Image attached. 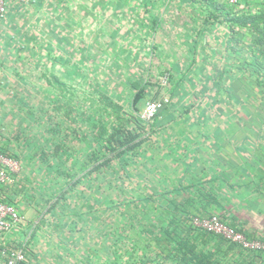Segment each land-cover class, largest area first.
<instances>
[{"label": "rangeland", "instance_id": "obj_1", "mask_svg": "<svg viewBox=\"0 0 264 264\" xmlns=\"http://www.w3.org/2000/svg\"><path fill=\"white\" fill-rule=\"evenodd\" d=\"M217 1L245 13L264 9V0ZM6 5L0 21V149L17 157L11 197L27 214L36 251L43 257L47 250L68 253V264L169 260L159 233L178 229L181 211L174 173L160 162L159 149L173 122L201 98L183 96L173 108L170 88H207L203 95L218 100L203 107L214 106L215 115L229 94L227 76L236 77L230 84L264 88L257 80L264 81V71L256 68L254 35L236 28L239 42L226 48L228 30L213 22L223 12L213 13L204 0ZM134 86L143 89L136 105ZM163 95L169 105L143 123L145 102ZM110 138L121 156L109 150Z\"/></svg>", "mask_w": 264, "mask_h": 264}, {"label": "crops", "instance_id": "obj_2", "mask_svg": "<svg viewBox=\"0 0 264 264\" xmlns=\"http://www.w3.org/2000/svg\"><path fill=\"white\" fill-rule=\"evenodd\" d=\"M227 39L224 36L226 47ZM261 52L255 48L252 53L264 65ZM236 72L238 78L241 72ZM232 79L236 77H226L229 94L215 109L216 115L214 106L203 107L207 102L214 105L217 99L203 95L207 88L194 85L195 90H185L181 86L173 93V108L183 96L190 101L199 94L201 98L198 106H191L178 123L173 122L174 131L164 135L167 145L159 149L164 158L160 162L174 173L173 188L179 197L175 203L181 211L180 227L159 233L169 257L160 264H264V253L243 251L219 237L190 229L185 222L195 215H215L248 237L264 239V88L230 84ZM29 227L27 223L24 229ZM21 232L19 239H23ZM35 244L31 239L26 242L33 264H68V253L47 250L43 257Z\"/></svg>", "mask_w": 264, "mask_h": 264}, {"label": "built area", "instance_id": "obj_3", "mask_svg": "<svg viewBox=\"0 0 264 264\" xmlns=\"http://www.w3.org/2000/svg\"><path fill=\"white\" fill-rule=\"evenodd\" d=\"M229 1L236 3V0ZM6 13V0H0V21L5 18ZM164 82L166 84V79ZM169 103L166 95L148 100L140 113V120L145 124L151 123ZM18 165L16 159L0 153V264H33L26 247L31 229H24L27 223L17 206L1 199L2 194L13 196L11 188L16 184ZM190 226L194 230L219 237L243 251L264 253V239L248 237L218 216H194L190 219ZM21 231L25 233L23 239L17 237Z\"/></svg>", "mask_w": 264, "mask_h": 264}, {"label": "trees", "instance_id": "obj_4", "mask_svg": "<svg viewBox=\"0 0 264 264\" xmlns=\"http://www.w3.org/2000/svg\"><path fill=\"white\" fill-rule=\"evenodd\" d=\"M204 1L207 3L208 7H210L211 9L214 10V11H212L213 13H215V12H221L222 13L223 12V15H222L223 19H218V17H216L215 18L216 20L213 22L216 23V21H217V23H216L217 25H223L224 24V26L227 28L229 38L227 40V47L226 48H229L230 44L233 41L239 42V40L234 39V37H233V35L235 33H237L236 32V28H237V29H240L242 31H245V32H248V33L254 35L255 47L258 50H261V49L264 50V9H259L258 11L254 12V13H245V12H242V10L241 11L232 10V8L230 7V5L228 3H222V2H219L217 0H204ZM232 50H234V49H232ZM254 59H255L257 71L260 74H262V71H264V65L261 64L255 56H254ZM163 75H164V73L162 74V76ZM55 79H57V78H55ZM171 79H172V77L169 76V82L170 83H171ZM257 80H258L259 84H261V85L264 84V81H262V82L260 81L259 76L257 77ZM179 87H180V84L178 83V85H176L175 88H172V90L170 88L169 92L171 93V95ZM134 88L137 92L133 97L132 104L136 105L142 99L143 89L138 87V86H134ZM156 98L157 97H155L154 99H156ZM109 105L118 111L122 110V107L115 104V103H109ZM166 107L167 106H165L163 109H165ZM146 124H148V123H146ZM113 142L114 141L110 138L108 141L109 150H111L113 152L114 157L121 156L123 153V150L118 149L117 146L114 145L115 143H113ZM0 153H2L3 155H6V156H10L14 159H17V157L4 152V150L0 149ZM1 199L5 202L12 203V204H15L17 206V202L15 201V198H12L8 194H2ZM17 208H18V206H17ZM18 210H19V208H18ZM195 216H198V215H195Z\"/></svg>", "mask_w": 264, "mask_h": 264}]
</instances>
